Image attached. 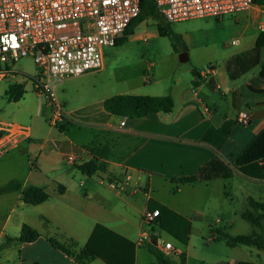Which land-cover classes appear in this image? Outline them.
<instances>
[{
    "label": "crops",
    "instance_id": "obj_1",
    "mask_svg": "<svg viewBox=\"0 0 264 264\" xmlns=\"http://www.w3.org/2000/svg\"><path fill=\"white\" fill-rule=\"evenodd\" d=\"M255 5L259 7V3ZM247 15L259 36L263 29L259 30L256 18L248 12ZM157 35H161L160 32L149 37ZM137 36L149 38L144 31ZM254 48L230 56L220 66L212 63L213 74L205 75L200 68L196 75L195 70L186 68L172 79L145 78L144 82L112 80L104 60L101 69L58 83V97L69 119L62 127L39 122L40 119L47 121L50 108L40 95L33 93L37 103L25 108L34 126L14 122L28 127L30 134L16 139L11 147L0 152V171H12L0 187L13 180L21 186L0 194V264H82L73 255L55 247L49 238L57 237L61 242L73 239L79 250L86 245L97 224L131 240L135 245V264H138V251L143 247L150 252L149 243L137 242L145 228L143 215L147 209H159H154L156 205L166 206L191 222L198 217L211 224L210 241H224L229 246L218 229L228 233L226 225L233 226L235 216H241L249 207L248 197L264 198V177L251 174L264 166L261 64L235 79L227 70L229 60ZM263 60L264 46L261 47V62ZM18 73L15 70L7 78L17 77ZM13 83H23L25 93L18 101L7 100L25 101V82ZM116 94L171 95L175 105L171 112L120 117L104 108V101ZM242 111L250 114L249 124L238 122L237 116ZM124 119L125 126H121ZM67 154L74 155L75 160H66ZM94 156L105 163L106 169L93 175L82 173L78 165ZM214 158L221 159L232 169L230 177L196 183L177 182L181 177L197 174ZM128 175L130 180L123 189L100 182L101 178L124 181ZM31 185L44 188L50 198L37 205L26 204L22 191ZM164 189L174 191L172 196L176 197L164 198L160 193ZM236 195L245 202L242 210L235 208ZM42 217L49 219L50 224L46 225ZM25 223L41 233L37 240L19 239ZM156 238L158 235L152 236V243ZM230 263L246 262L231 257ZM85 264L107 263L96 258Z\"/></svg>",
    "mask_w": 264,
    "mask_h": 264
},
{
    "label": "built area",
    "instance_id": "obj_2",
    "mask_svg": "<svg viewBox=\"0 0 264 264\" xmlns=\"http://www.w3.org/2000/svg\"><path fill=\"white\" fill-rule=\"evenodd\" d=\"M156 7L168 22L195 18H222L228 14L246 11L254 0H154ZM263 9L264 4H259ZM140 13V0H0V81L14 73L11 64L22 57H32L38 72L30 76L34 91L50 108L47 122L62 127L69 121L63 102L58 97L61 81L97 71L104 64V48L115 46L124 36L130 23ZM264 30V21L260 25ZM240 39H234L238 44ZM202 73L213 74L210 66ZM121 126H125V121ZM238 122L250 123V114L240 112ZM29 128L14 122L0 121V152L11 147L15 140L27 137ZM66 160L74 161L72 154ZM130 180L100 179L111 188L123 189ZM160 209H147L143 215L145 228L138 244L152 243ZM153 243L169 254L177 251L171 241L156 238Z\"/></svg>",
    "mask_w": 264,
    "mask_h": 264
},
{
    "label": "rangeland",
    "instance_id": "obj_3",
    "mask_svg": "<svg viewBox=\"0 0 264 264\" xmlns=\"http://www.w3.org/2000/svg\"><path fill=\"white\" fill-rule=\"evenodd\" d=\"M247 12L254 19L256 18L258 28L261 30L260 25L264 21L263 9L252 5ZM247 12L228 14L220 19L195 18L167 24L173 33L180 36L178 41H175L172 34L149 37L159 32V22L147 17L138 25L135 34L124 43L104 48V60L109 68L108 77L121 82H144L145 78L172 79L186 68L196 71L200 68V70H207L212 63L220 66L230 56L246 52L255 46L258 31L254 23L249 20ZM143 31L149 38H138L137 35ZM238 37L241 42L233 44V40ZM184 52H187L188 59L181 61L180 55ZM11 66L19 73L17 77L6 78L0 82V119L5 122H20L34 126L25 106L37 103L30 76L36 74L39 68L32 57H22ZM17 80L24 81L26 84L27 94L23 98L26 100L20 103L9 102L5 90ZM44 121L47 123L46 120H39L41 124H45ZM11 175L12 171H0V184L5 183ZM160 193L164 198L176 197L172 196L174 191L170 193L164 189ZM173 199H179V197ZM182 199L184 200L185 196ZM243 204H245L243 198L236 195V210H242ZM167 215L166 224L155 227L158 239L171 241L176 247L184 250L188 255V264H231V257L248 264L251 262L264 264V251L259 252L260 250L255 247L242 245L232 248L224 241H210L212 226L200 218L195 217L194 222H191L171 212ZM235 219L233 226L226 225L225 229L228 233L236 235L252 232V225L239 214L235 216ZM217 226L224 225L217 224ZM168 255L179 261V251ZM157 262L154 254L148 252L147 249L142 247L138 251V264H157Z\"/></svg>",
    "mask_w": 264,
    "mask_h": 264
},
{
    "label": "trees",
    "instance_id": "obj_4",
    "mask_svg": "<svg viewBox=\"0 0 264 264\" xmlns=\"http://www.w3.org/2000/svg\"><path fill=\"white\" fill-rule=\"evenodd\" d=\"M256 3L264 4V0H254ZM147 17L154 18L159 22V32L161 35H171L178 41L180 36L173 33L166 22L160 15L154 0H140V13L130 23L125 31L124 36L119 38L116 45L124 43L129 35L134 33L135 27L144 21ZM264 46V30L259 33L255 48L247 53L234 56L227 63V70L232 79L238 78L243 73L261 64V75L264 76V60L261 62V47ZM196 75L198 73L194 71ZM197 85V82H194ZM25 93L23 83H13L6 90L5 94L9 101H18ZM175 101L171 95L151 96V95H133V94H116L108 97L104 101L106 111L120 117L131 116L141 117L156 112H171L174 108ZM97 155H100L98 151ZM102 153L103 150L101 151ZM79 170L87 175H93L98 170H105V163L98 157L94 156L88 162L78 165ZM255 177H264V166L260 167L258 172L251 173ZM232 175V169L221 159L214 158L207 165L202 167L197 174L181 177L178 183H196L199 181H208L215 178H227ZM20 183L17 180L9 182L7 185L0 187V194L9 190L20 189ZM62 191V188H60ZM176 190V188H175ZM50 198L49 192L44 188L31 185L22 191V199L26 204L37 205ZM249 207L241 213L243 219L248 221L253 231L248 234L232 235L218 229L221 237L225 238L229 246L248 245L255 246L264 250V198L257 199L252 196L248 197ZM160 209V215L157 217V225H165L167 214L170 212L176 214L166 206L156 205ZM176 216L180 217L178 214ZM45 224H50V220L42 217ZM41 233L29 224H23L19 239L24 242H32L40 237ZM49 241L57 248L73 255L75 259L85 264L96 258L103 259L107 264H135V245L126 237L107 228L102 224H97L86 245L79 250L76 249L77 242L73 239H67L61 242L57 237H50ZM148 250L154 254L158 264H186L185 252L180 253L179 261L170 255L160 251L153 243L148 244ZM247 264V263H245Z\"/></svg>",
    "mask_w": 264,
    "mask_h": 264
},
{
    "label": "water",
    "instance_id": "obj_5",
    "mask_svg": "<svg viewBox=\"0 0 264 264\" xmlns=\"http://www.w3.org/2000/svg\"><path fill=\"white\" fill-rule=\"evenodd\" d=\"M180 59H181V61H185V60H187V59H188V54H187V52L182 53V54L180 55ZM154 243H155V242H154Z\"/></svg>",
    "mask_w": 264,
    "mask_h": 264
}]
</instances>
